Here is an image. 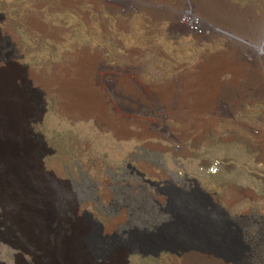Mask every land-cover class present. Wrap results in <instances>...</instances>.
<instances>
[{"label": "rangeland", "instance_id": "obj_1", "mask_svg": "<svg viewBox=\"0 0 264 264\" xmlns=\"http://www.w3.org/2000/svg\"><path fill=\"white\" fill-rule=\"evenodd\" d=\"M72 2L0 0V85L20 117L7 137L37 159L40 172L29 174L49 206L48 249H77L80 237L93 264H212L179 249L142 255L131 244L165 226L163 204L181 191L213 212L217 245L234 264H264V91L253 80L258 70L264 88V0H202L209 30L181 32L138 2L128 15L107 9L114 0ZM86 48L109 67L89 79L102 111L79 117L65 106L80 72L63 65ZM225 65L236 71L220 72ZM206 97L210 108L200 111ZM124 125L129 137L118 138ZM11 186L0 180V264H41L39 245L34 253L11 245L22 240Z\"/></svg>", "mask_w": 264, "mask_h": 264}, {"label": "bare ground", "instance_id": "obj_2", "mask_svg": "<svg viewBox=\"0 0 264 264\" xmlns=\"http://www.w3.org/2000/svg\"><path fill=\"white\" fill-rule=\"evenodd\" d=\"M114 1L116 5H107L104 2L110 12L124 10V13L128 15L131 11L130 7H135V5L131 3L134 1L141 4V7L136 6V9L140 8L146 10L157 20L169 21L175 31L181 32L183 29L189 30L190 28L196 27L209 30V28L204 27L205 15L207 14L202 7V0H174L173 4L171 0ZM73 3L75 2H72V0H59L58 5L62 7L64 5L69 6ZM92 4L96 7L97 2L93 1ZM187 5H194L196 7L194 10L192 9L190 11L186 10ZM29 23L38 31H45L47 29V27L33 15L29 18ZM130 52L133 54L136 50L132 49ZM63 67L80 72L79 80H71L68 82V88L71 90L73 99L65 106V110L67 112H75L79 117H83L91 111L98 112L100 110L101 112L103 100L98 91L95 88H91L92 84L89 82L93 72L109 67L103 60L100 52L95 51L94 53H90L89 49L86 48L80 52V56L75 62L65 64ZM131 67L138 68L137 64H132ZM234 69L235 68H230V66L225 65L221 68L220 72L227 70L234 71ZM207 72L208 70L203 72L205 76ZM105 77L109 78V76ZM200 79L202 81V77ZM207 80L208 78H205L203 82H207ZM253 80L255 86L258 89L261 87V90L264 91L263 85L260 86V84H262V79L258 70L253 75ZM208 84L206 85L208 86ZM214 85L215 91L213 89L211 91H214L213 95L216 97L218 96V91L221 89V86L215 83ZM207 98L208 97L197 99L200 111L207 108V106L210 108L208 104L210 103L209 101L212 102V100ZM14 99L15 97L10 93L9 88L0 85V135H6V137L4 135L3 139H0V180L6 179L7 182H15L18 185V187H9L10 190L8 192L11 194L10 200L15 208L12 218L13 225L17 234H20L22 238L20 244L11 242V245L14 247H21L29 253H34V249L39 245L42 247L40 259L43 261L41 260V264H91L93 256L83 249L84 242L80 237L75 243L77 249L72 248L73 245L69 242L64 245V249L61 253L49 250L50 243L48 242V237L52 233L50 234L48 230L49 215L47 216L44 213L49 206L47 204V199L44 198V193H41L36 185L33 184L29 174L31 172L32 177H35V172L32 171L36 170L40 172L37 159L28 158L23 155L18 149V144L14 139L9 136L7 137V133L11 136L15 135L17 120H20V117H17L18 111L15 108ZM127 128V125L120 127V129L115 128L116 136L118 138H126L129 135ZM29 163L32 164L34 168L29 167ZM2 192L3 190L0 187V194ZM163 206L164 211L167 213L166 217L169 218L165 226L161 228L157 234L138 237L131 243L133 246H138L142 255L152 254L153 256H157L161 251L172 252L179 249L185 252L184 255L196 254L203 255L204 257L208 256V259H213L212 264H222L228 261L233 262L225 249L217 245L219 244L220 238L216 235L218 230L217 224L213 219V212L210 213L208 210H202V208L192 201L186 193L181 191H177L175 198L168 199L166 203L164 202ZM213 209L218 210L216 208ZM33 230L37 232V237H35V232L33 233ZM230 264H234V262Z\"/></svg>", "mask_w": 264, "mask_h": 264}]
</instances>
